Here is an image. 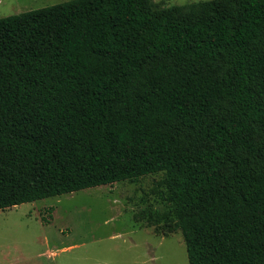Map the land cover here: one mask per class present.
<instances>
[{
    "label": "trees",
    "instance_id": "trees-1",
    "mask_svg": "<svg viewBox=\"0 0 264 264\" xmlns=\"http://www.w3.org/2000/svg\"><path fill=\"white\" fill-rule=\"evenodd\" d=\"M155 173L189 264H264V0L0 17V210Z\"/></svg>",
    "mask_w": 264,
    "mask_h": 264
},
{
    "label": "rangeland",
    "instance_id": "rangeland-1",
    "mask_svg": "<svg viewBox=\"0 0 264 264\" xmlns=\"http://www.w3.org/2000/svg\"><path fill=\"white\" fill-rule=\"evenodd\" d=\"M66 0H0V17ZM201 0H151L153 8ZM162 173L45 197L0 210V264H189L167 207Z\"/></svg>",
    "mask_w": 264,
    "mask_h": 264
}]
</instances>
